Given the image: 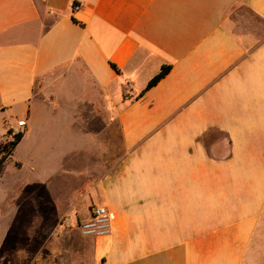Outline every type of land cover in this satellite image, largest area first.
Masks as SVG:
<instances>
[{"label": "crops", "instance_id": "0c3cea01", "mask_svg": "<svg viewBox=\"0 0 264 264\" xmlns=\"http://www.w3.org/2000/svg\"><path fill=\"white\" fill-rule=\"evenodd\" d=\"M71 1L0 0V140L96 154L112 228L32 264H264V0Z\"/></svg>", "mask_w": 264, "mask_h": 264}, {"label": "rangeland", "instance_id": "374dc122", "mask_svg": "<svg viewBox=\"0 0 264 264\" xmlns=\"http://www.w3.org/2000/svg\"><path fill=\"white\" fill-rule=\"evenodd\" d=\"M4 128L0 118V133ZM13 136L14 133H9L7 139ZM28 145L25 142L14 151L0 177V264L37 263L51 252L48 237L72 227L61 228V219L66 215L86 218L85 210L93 206L85 191L76 190L84 186L89 173L100 166L98 163L102 160L96 154L93 159L89 154L79 153L77 157L63 160L46 157L43 151L30 153ZM15 160L23 162L21 170L14 168ZM62 162L68 168L56 174ZM45 178L51 179L48 184L39 186L37 181ZM94 200L99 203L97 198Z\"/></svg>", "mask_w": 264, "mask_h": 264}, {"label": "built area", "instance_id": "2783aa9c", "mask_svg": "<svg viewBox=\"0 0 264 264\" xmlns=\"http://www.w3.org/2000/svg\"><path fill=\"white\" fill-rule=\"evenodd\" d=\"M70 6L73 9L80 7L79 2L72 0ZM128 92V88L126 90ZM18 128L10 126L12 133L22 132L23 128L27 125L26 119H19L17 121ZM77 226L79 229L88 235H105L111 231L112 228V214L103 204L94 205L91 208V215L89 218H76L71 215H66L60 221V227Z\"/></svg>", "mask_w": 264, "mask_h": 264}, {"label": "trees", "instance_id": "16d2710c", "mask_svg": "<svg viewBox=\"0 0 264 264\" xmlns=\"http://www.w3.org/2000/svg\"><path fill=\"white\" fill-rule=\"evenodd\" d=\"M112 65L117 70H119L116 64H112ZM171 68H172L171 64H163L160 71L149 80L144 91L156 85L165 75H167L170 72ZM9 133H12V129H9ZM22 137H23V132H17L14 134L12 139L0 140V177L5 170L7 159L11 156V154L13 153V150L15 149L16 145L20 142ZM42 235H45V234L43 233ZM34 238L36 240L37 235H35Z\"/></svg>", "mask_w": 264, "mask_h": 264}]
</instances>
